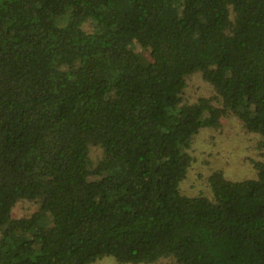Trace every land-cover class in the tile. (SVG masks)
Instances as JSON below:
<instances>
[{"label": "trees", "instance_id": "obj_1", "mask_svg": "<svg viewBox=\"0 0 264 264\" xmlns=\"http://www.w3.org/2000/svg\"><path fill=\"white\" fill-rule=\"evenodd\" d=\"M194 75L213 95L188 103ZM228 116L251 176L208 154L210 197L182 193ZM103 257L264 264V0H0V264Z\"/></svg>", "mask_w": 264, "mask_h": 264}, {"label": "rangeland", "instance_id": "obj_2", "mask_svg": "<svg viewBox=\"0 0 264 264\" xmlns=\"http://www.w3.org/2000/svg\"><path fill=\"white\" fill-rule=\"evenodd\" d=\"M136 51L140 62L147 65L150 61L149 52L139 47H136ZM212 95L211 87L203 82L199 75H194L187 81L183 98L185 102L193 103L199 97H210ZM258 140V136L244 132L235 117L228 116L226 119L224 118L219 131H207L194 142L193 156L195 161L189 172L188 179L181 186L182 193L190 195L203 194L210 197V188L204 175L205 169L209 168L211 161L207 157L208 154L211 156L215 155L213 157L215 161L214 167H221L224 174L229 178L234 180L249 178L252 174L249 161L260 158L257 149ZM189 151L191 152V148ZM100 152L99 149L92 148L90 152L92 160H95L100 155ZM35 209L36 206L34 204L27 202L18 203L13 209L12 215L13 217L26 216L35 211ZM167 263H169V260L161 259L155 264ZM95 264L117 263L111 257H103Z\"/></svg>", "mask_w": 264, "mask_h": 264}]
</instances>
